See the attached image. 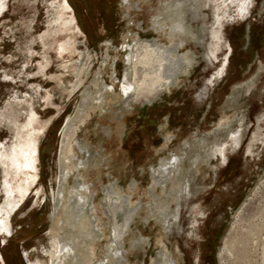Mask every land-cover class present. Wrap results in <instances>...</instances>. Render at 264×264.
Returning <instances> with one entry per match:
<instances>
[{
    "label": "rangeland",
    "instance_id": "374dc122",
    "mask_svg": "<svg viewBox=\"0 0 264 264\" xmlns=\"http://www.w3.org/2000/svg\"><path fill=\"white\" fill-rule=\"evenodd\" d=\"M233 1L220 6L218 0H73L79 19L69 0H0V153L11 147L17 131L21 137L29 130L24 124L30 111L31 118L45 126L37 137L39 157L30 170L17 175L13 185L24 184L23 174L36 180V189L13 219L5 218L11 239L2 232L0 264H23L21 252L26 264H52L50 239L56 216L63 226L57 237L63 242L75 240L77 234L64 224L71 217L69 210L56 207L54 201L62 193L74 206L75 196L70 193L77 182L88 190L101 231L93 243L95 264H158L162 250L176 264H198L199 260V264H264L262 38L253 46L252 64L245 74L239 75L237 66L244 54L234 51L250 44L252 24L259 35L264 33V0ZM71 17L81 34L73 35L74 24L72 33H63L73 35L72 52L60 58L57 50L64 37L59 30ZM171 25L181 30L174 31ZM134 42L144 48L154 43L165 48L179 45L183 73L173 86L149 88L130 104L111 105L108 95L102 111L92 113L70 142L76 161L72 162L80 160L85 165L63 178L59 157L66 124L77 123L87 94L105 93L104 85L119 92L128 55L125 46ZM231 50L234 61L230 59L225 68ZM224 57L218 70L223 67L229 88L210 114L203 113L192 96ZM218 70L206 87L220 79ZM91 103L88 97L87 104ZM235 129L238 147L246 145V156L228 153L231 143L225 137ZM221 142L227 145L224 162L212 153ZM226 159L233 160L227 171L221 168ZM161 166L169 169L170 179L164 191L159 187L152 191V171ZM4 181L0 168V208L5 204ZM110 184L117 185L122 197H130L131 207H124L125 214L137 211L124 238L122 260L106 256L110 231L100 203L102 189ZM161 207L165 212L158 211ZM173 210L177 211L174 219ZM122 221L121 213L118 223ZM76 257L77 262L72 261L73 254L56 264L83 259L78 252Z\"/></svg>",
    "mask_w": 264,
    "mask_h": 264
},
{
    "label": "bare ground",
    "instance_id": "6f19581e",
    "mask_svg": "<svg viewBox=\"0 0 264 264\" xmlns=\"http://www.w3.org/2000/svg\"><path fill=\"white\" fill-rule=\"evenodd\" d=\"M218 1L220 2V6H222L226 0ZM219 2H216L218 6ZM232 2L234 1L232 0ZM218 21V18H216V24L218 23ZM172 24L174 23L172 22ZM171 26L172 30L174 31L179 29V26ZM211 37L212 40H215L217 38L216 33L212 32ZM154 44V46L149 45L148 48L140 47L137 45L136 42H134L132 45L125 46L126 50L128 51V55L125 58L126 68L123 72L122 80H119L120 86L119 92L117 94L113 91L111 87L107 88L104 85L101 88H104L106 90L105 93H101L100 91L95 96L87 94L83 97V101L80 106L82 108L80 112V117L78 116L79 119L77 120L76 124H66L65 130L62 135V141L60 143L61 146L59 168L63 178L69 176L75 170L79 169L80 166L83 167L85 165L80 160L77 162L78 164L72 162L75 160L74 156L71 153L70 142L77 135L78 130L80 131V128H85V126L89 123L92 113H94L96 110L102 111L101 105L106 103L105 100L108 95L111 98V105H116V102L120 103L123 101L125 104H130V100H136L138 97H140V95H143V93H145V90H148L149 88L155 89V87L161 84H163L164 86H173L175 81H177L178 77L183 73L185 61L178 56L179 45L176 47L165 48L164 46L162 47L161 44ZM169 46H171V44ZM66 47L67 42L64 44V48L62 49V51L58 52L60 58L66 51ZM211 47H213V44ZM67 49H69V47H67ZM211 55V58H215L213 53H211ZM222 70L223 67L221 68L216 77L222 74ZM88 97L92 102L90 106L87 104ZM44 129L45 126L41 125V129L36 132L35 135L37 137H40V135L42 136V132L44 131ZM229 138V142L231 143L230 149H232V151L237 150L239 148L238 144L240 141L237 133H233ZM35 139L30 143L28 150L25 151V154L30 160L35 158V153L37 150L38 142ZM225 144L226 143H221L213 147L212 153L215 157L219 156V158L224 159V150L225 148H227V145ZM82 151L83 149L81 150V152ZM66 161H68L69 163L67 164ZM30 168L31 167H28L29 170ZM152 175V181L154 185H152V191H154V188L157 187H159L160 190L164 191L165 185L170 179L169 169L164 168V166H161L159 170H153ZM35 182L36 180L30 181L28 179H25L23 181L24 184H22L21 187L18 188L19 190H17L22 192L24 195L28 196ZM60 185L63 186V184ZM114 186L115 184H110L102 189V194L104 198L101 200L100 206L102 209H104V215L108 219V229L110 231L108 243L105 246L107 253L106 256L107 258H111L114 260H122L125 255V250L123 249L124 238L129 231L130 223L133 221L134 216H136L137 211L135 209L131 213L125 214L124 207H131L130 197H122L117 191V185L115 187ZM70 194L75 196L74 206L70 204V197L68 199L64 198V195L62 193H59L57 195V199L54 201V205L56 207L58 206L64 211L69 210L68 216L70 215L71 217H69L64 224L67 225L70 229L74 230V233H76L77 236L72 242H70V240L64 242L61 241L62 239L60 240L57 237V234L63 229V226H59L62 221L59 219V217L56 216L54 226L51 230L50 239L51 247L53 248L52 264L62 262L63 260L70 258V256L73 254L75 258H72V261L75 260L77 262V252L79 253L80 257H83V259L80 261L78 260V263L75 264H95L93 261V259L95 258V253L93 252V243L95 242L96 238H99V235L97 236V234L101 231L98 232V219L95 218V215L93 216L94 213L92 212L91 206V204L93 205V203H91L88 199V190L85 188V186L82 187L78 182L76 183V187L71 190ZM153 194H155V192ZM149 196L151 197V195ZM62 200H65V204H62ZM165 206L167 208V205ZM158 211L165 212L164 207L159 208ZM121 213L124 221L119 224L118 217ZM176 216L177 213L176 215H173V219L176 218ZM82 246L83 248H86L88 250L87 253H83L84 249L82 248ZM80 248H82L81 253L79 252ZM100 264H104V262ZM158 264L172 263H168L167 260L163 257L162 260L160 259V262Z\"/></svg>",
    "mask_w": 264,
    "mask_h": 264
},
{
    "label": "flooded vegetation",
    "instance_id": "af4514ba",
    "mask_svg": "<svg viewBox=\"0 0 264 264\" xmlns=\"http://www.w3.org/2000/svg\"><path fill=\"white\" fill-rule=\"evenodd\" d=\"M65 1H67V3H69L68 0H65ZM64 3L66 6V9L69 10V6H70L71 11H72L71 5L69 4V6H68L66 2H64ZM0 14H2V12H0ZM98 17L100 18V21L105 19L104 15H102V13ZM249 18H250V16H249ZM72 24H74L75 30H77L75 33H73V35L76 36V35L81 34V32L79 31V28L75 24V19L73 17H71L68 21L61 23L62 28H60L59 33L62 35H63V33H66V32L72 33V29H71ZM255 27H256L255 24H252L248 28V35H249L250 44L247 43L244 50L243 49H237V50L235 49L234 50L236 53H240L241 55L244 54V57H245V59L244 60L241 59L237 65L239 68V75L245 74L247 69L251 66L253 58L251 57L250 54L252 53V49H254L253 46H255L256 43H258L261 40L260 38H262V45H264V33L259 35L257 33ZM244 33H245V29L243 31V34ZM73 35H70V36L69 35H63L64 39L58 45L57 54L59 51H62V49L64 48V44L67 41H69V42H67V47H69V49H67V47H66V51L63 53V55L67 54L71 50L70 49L71 48L70 41H71V36H73ZM210 37H211V35H210ZM211 39H212V37H211ZM259 48H258V50H259ZM70 52H72V51H70ZM63 55L61 58L64 57ZM69 55H72V54L69 53ZM226 57H228V61H227L225 68H228L229 64H230V59L232 57V50H231V54L229 56H226ZM226 57L222 58L221 60L218 59L219 61L215 64L218 66L216 68V70L213 73L207 75V77L203 80L200 89H198V92L196 94H193V96H192V99L194 100V102L196 104L199 105V107L203 113L207 112V114H210L211 111L213 110V107H215V105L218 104L219 101L220 102L223 101V99L226 95V92L229 88L228 82H230V81L226 80L227 76H226V74H224L223 70H222V74L217 77L220 79L216 80L213 83L214 85L212 87H206L205 86V85H208V84H206L208 79L210 80V82L215 79L214 77L213 78H210V77H212L216 73V71L220 68V66L223 65L224 59ZM213 59L216 62V58H213ZM207 60H209V59H207ZM233 61L234 60L231 59V63H233ZM124 63H125V60H124ZM208 65H209V63H208ZM215 65H213V66H215ZM124 66H125V64H124ZM225 68H224V70H225ZM220 70H218L217 74L219 73ZM205 73H207V72H205ZM217 74H216V76H217ZM116 77L117 76H115V78ZM115 80L118 81L117 78ZM205 89H208V94H203ZM210 89L212 90V92L210 91ZM248 98H250V97L248 96ZM254 103H256V101H254ZM259 103L260 102H258V105H260ZM32 113H33V111L29 112L28 119H27L26 123L24 124V127H26L27 129L29 128V130L26 131L25 135L20 137V135H18L19 131H17L15 133L14 141L12 142L11 147L8 150L0 153V168L2 169L3 175L5 177L4 188H3V192H4L3 196H4L5 204H4V207L0 208V236H3L4 234H2V232H5L6 233L5 239H9V238L11 239V234H10V231L7 227V222H6L5 218L11 217V216L14 217L13 215L15 214V212L18 209H20V207L26 202L28 196L30 197L33 190L36 189L35 188L36 182H35V184L32 187V190L30 191V193L27 196V195H24L22 192L18 191L19 190L18 188H20L21 186H18V185L13 186L17 175L19 173H21L22 171L29 170L28 167H31L32 161L36 160L37 156L39 155V144H37V150H36L34 159L30 160L28 158V156L25 154V151L28 150L30 143L35 138H36L35 140H37V142H38V139H37V136L35 135V133L41 129V125H44V124L39 125L36 121H34V119L31 118V116L33 115ZM236 131H237V129H235L233 132L227 133V135L225 137V141L229 142V140H230L229 137L233 133H235ZM217 137H218V139H221L222 135L221 136L219 135ZM221 143L224 144L225 142H221ZM229 149H228V153H230L231 157L235 156L238 153L245 155L246 145L243 146L240 143V147H239V149H237L238 151L235 150L236 152H231V151H229ZM215 158L217 159V161H220V160H221L220 162L224 161L223 159L219 158V156H216ZM213 162H216V161H213ZM232 162H233V160L230 162H227V159H226L225 164L221 165V168H225V170L227 171L231 167L230 164ZM224 173H226V172H224ZM23 175L25 176V178L23 180L28 179V177L25 174H23ZM38 181H39V179H38ZM167 207H168V205H167ZM176 213H177V211L173 210L172 214L170 216H172V218H173V215L174 214L176 215ZM12 237H13V235H12ZM3 245H5V244H3ZM160 254H161V257L163 256L164 259H166L168 263L170 262L172 264H176V262L168 256V253H166V251L162 250V251H160ZM164 254H165V256H164ZM163 257L161 258V260L163 259ZM1 258H2V256H1ZM20 258H21L22 263L26 264V260L24 258V252L20 253ZM0 262H1V260H0ZM199 263H200V260H199L198 264Z\"/></svg>",
    "mask_w": 264,
    "mask_h": 264
},
{
    "label": "trees",
    "instance_id": "16d2710c",
    "mask_svg": "<svg viewBox=\"0 0 264 264\" xmlns=\"http://www.w3.org/2000/svg\"><path fill=\"white\" fill-rule=\"evenodd\" d=\"M69 1H70L71 5L73 6V8L76 10V13L78 11V15L77 16L79 17V10H78L76 4L73 2V0H69ZM79 19H80V17H79Z\"/></svg>",
    "mask_w": 264,
    "mask_h": 264
}]
</instances>
